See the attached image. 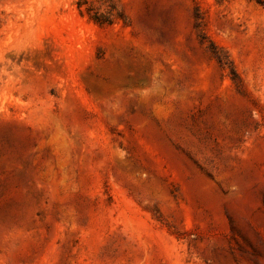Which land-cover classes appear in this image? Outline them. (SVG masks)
I'll return each mask as SVG.
<instances>
[{
	"label": "rangeland",
	"instance_id": "rangeland-1",
	"mask_svg": "<svg viewBox=\"0 0 264 264\" xmlns=\"http://www.w3.org/2000/svg\"><path fill=\"white\" fill-rule=\"evenodd\" d=\"M0 264H264V0H0Z\"/></svg>",
	"mask_w": 264,
	"mask_h": 264
}]
</instances>
